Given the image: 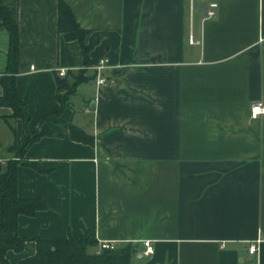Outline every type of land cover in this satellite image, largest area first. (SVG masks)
I'll list each match as a JSON object with an SVG mask.
<instances>
[{
    "label": "crops",
    "instance_id": "1",
    "mask_svg": "<svg viewBox=\"0 0 264 264\" xmlns=\"http://www.w3.org/2000/svg\"><path fill=\"white\" fill-rule=\"evenodd\" d=\"M64 1L90 31V59L106 56L109 69L58 113L57 70L72 81L83 67L79 43L57 30L58 0H1L17 10L24 101L22 118L0 105L2 169L9 145L49 133L17 167L18 196L47 208L18 215L29 241L8 264L32 256L35 238L84 235L97 250L132 243L131 264H264V115L250 117L264 105V0ZM8 43L0 26V75ZM68 124L93 144L72 140Z\"/></svg>",
    "mask_w": 264,
    "mask_h": 264
},
{
    "label": "trees",
    "instance_id": "2",
    "mask_svg": "<svg viewBox=\"0 0 264 264\" xmlns=\"http://www.w3.org/2000/svg\"><path fill=\"white\" fill-rule=\"evenodd\" d=\"M57 30L65 40H76L79 43L83 67L74 75L72 81L68 75L57 82L55 98L60 104L58 113L70 105V97L75 93L79 83L93 80V75L85 67L96 60L89 57L93 45L92 37L88 43L85 38L90 31L84 29L76 21L70 6L64 0L57 4ZM0 26L8 32L9 43L6 54V69L0 75L2 95L0 105L11 108V118H22L24 101L16 86V74L19 64V30L17 10L2 4L0 0ZM7 119V116H0ZM70 138L77 142L93 144V136L73 124H68ZM49 134L43 130L29 137L25 144L16 149L15 144L6 148L7 152H14L22 159L26 147L43 135ZM8 158L4 170L0 164V263L8 264L6 253L9 250L22 251L29 239L18 233L17 218L19 214L33 216L40 210L47 208L42 198H20L17 194V167L21 162ZM35 252L32 256L20 260L17 264H131V258L136 249L132 243L113 249H97L90 251L89 247L97 245V241L87 235L74 238H35Z\"/></svg>",
    "mask_w": 264,
    "mask_h": 264
},
{
    "label": "built area",
    "instance_id": "3",
    "mask_svg": "<svg viewBox=\"0 0 264 264\" xmlns=\"http://www.w3.org/2000/svg\"><path fill=\"white\" fill-rule=\"evenodd\" d=\"M217 6L218 5L216 2L209 3L206 10V14L208 17L213 16L215 14ZM31 69H33V66H31ZM85 69L94 76L92 81L97 86L104 85L107 82L108 78L106 76V71L109 69V61L106 56L98 58L95 63L85 67ZM57 74L59 77H65L67 75V69L59 68L57 70ZM260 115H264V105L261 102L256 101L250 107V117L257 118ZM141 243L144 247V250L142 252L144 255H148L150 252H152V245L150 239H143ZM106 248L113 249L116 248V245H114V243L112 242L104 241L100 244L98 251ZM256 251V244L252 243L248 246V252L250 254H254L256 253Z\"/></svg>",
    "mask_w": 264,
    "mask_h": 264
},
{
    "label": "rangeland",
    "instance_id": "4",
    "mask_svg": "<svg viewBox=\"0 0 264 264\" xmlns=\"http://www.w3.org/2000/svg\"><path fill=\"white\" fill-rule=\"evenodd\" d=\"M10 153H12L13 154V156L14 157H12V158H14V159H17V160H20L21 159V157L19 156V155H16V153H14V152H10ZM16 157V158H15ZM89 249H90V251H93V250H95L96 249V246H91V247H89Z\"/></svg>",
    "mask_w": 264,
    "mask_h": 264
},
{
    "label": "water",
    "instance_id": "5",
    "mask_svg": "<svg viewBox=\"0 0 264 264\" xmlns=\"http://www.w3.org/2000/svg\"><path fill=\"white\" fill-rule=\"evenodd\" d=\"M58 80H60V78H58ZM138 256L141 257V254H139Z\"/></svg>",
    "mask_w": 264,
    "mask_h": 264
}]
</instances>
